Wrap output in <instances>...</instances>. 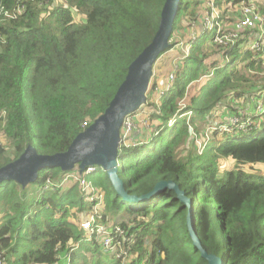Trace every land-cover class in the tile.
<instances>
[{
    "label": "trees",
    "instance_id": "obj_1",
    "mask_svg": "<svg viewBox=\"0 0 264 264\" xmlns=\"http://www.w3.org/2000/svg\"><path fill=\"white\" fill-rule=\"evenodd\" d=\"M54 1L0 0V139L6 141L0 145V167L16 159L27 145L38 154L65 151L103 113L128 65L152 40L165 0ZM199 3L180 0L169 46L158 57L167 54L158 78L180 57L171 38L176 31L187 37L184 26L180 29L182 18L189 21ZM5 11L15 16L7 17ZM207 39L209 34H204L178 61L175 80L158 108L152 100L155 82L148 85L139 110L152 108L146 115L149 130L131 132L128 142L120 136L117 174L129 196L145 195L156 183L173 181L191 200L194 233L206 253L222 259V264H264V174L243 167L264 164V128L253 138L242 137L248 132L224 133L199 155L188 140L190 150L178 153L189 126L198 132V121L208 122L207 116L229 91L238 97L257 82L243 70H261L252 53L236 48L230 63L196 81L213 66L208 58L214 50L203 46ZM181 99L185 107L178 111ZM187 111L193 114L189 119L176 117L168 125L174 115ZM92 167L87 179L103 193L104 214L124 211L134 218L133 226L120 223L137 232L131 251L141 253L129 264H210L193 245L186 223L188 207L174 189L166 187L140 201L123 200L105 171L99 165ZM71 171L44 167L25 186L13 180L0 182L4 212L0 251L6 264H58L78 241L71 264L82 256L79 250L89 242L70 217L74 212L87 213L94 202L81 194ZM66 176L64 187L43 189L47 177L59 183ZM93 244L86 247L91 254L100 249Z\"/></svg>",
    "mask_w": 264,
    "mask_h": 264
},
{
    "label": "built area",
    "instance_id": "obj_2",
    "mask_svg": "<svg viewBox=\"0 0 264 264\" xmlns=\"http://www.w3.org/2000/svg\"><path fill=\"white\" fill-rule=\"evenodd\" d=\"M262 7H264V0H200L196 14L187 21V29H185L187 37L183 40L180 39L177 43V48L181 52L180 57L173 60L172 68L164 77L158 78L155 66L152 68L149 84L155 82V95L152 99L154 103L158 105L161 96L171 88L178 69V61L188 56L191 47L199 42L204 34H209V39L205 41L203 46L214 50L208 58L210 65H213L211 69L224 66L230 61L233 49L239 48L244 52L252 53L256 62L261 63L260 68L264 72V16L261 12ZM3 14L7 17L15 16V12L5 11ZM215 62H217V66H214ZM260 82L258 80L250 85V89L238 97H234L235 91H229L226 99L213 109L214 115L218 107L230 108L235 105L234 111L228 115L224 124L214 125L213 120H209L206 127L207 133L197 143L194 136L189 138L190 141H193L196 154L199 155L203 152L214 133L215 135L218 133L222 135L224 133H247L261 126L264 122V83ZM178 105L179 108H184V99L180 100ZM148 109L146 107L142 113V110H138L124 117L120 129V136L123 141L131 140L128 138L131 132H138L142 127H148L146 121ZM187 115H191V111L187 112ZM173 121V119L170 120L169 125ZM83 126H87V123L84 122ZM196 133L193 132V134ZM189 134L190 136L192 134L191 127H189ZM92 170V166H87L81 174L70 175L78 183L79 190L86 199L94 202L92 209L85 214L86 217H83L82 214L84 213H81L78 222L79 228L85 233L83 240L98 245L104 252H108L115 262L129 264L141 253L140 250L135 253L131 251V247L137 239V232H131L129 228L110 220L102 212L103 193L87 179V175ZM67 180L68 176L56 183L51 177H47L43 189L57 188ZM69 244H72V240L69 241ZM78 247L79 241L65 255L66 264L72 263V251ZM0 264H6L1 251Z\"/></svg>",
    "mask_w": 264,
    "mask_h": 264
},
{
    "label": "water",
    "instance_id": "obj_3",
    "mask_svg": "<svg viewBox=\"0 0 264 264\" xmlns=\"http://www.w3.org/2000/svg\"><path fill=\"white\" fill-rule=\"evenodd\" d=\"M180 0H165L160 12L157 30L144 49L128 65L124 80L118 86L107 108L71 141L67 149L54 154H38L27 145L14 160L0 167V182L13 180L22 186L35 181L44 167H59L63 170L78 166L80 171L88 165H99L112 183L115 193L127 201H140L161 192L166 187L174 189L177 198L188 207L186 223L193 245L210 264H222V259L202 249L195 236L191 218V200L180 191L173 181H160L145 195L129 196L117 174L116 151L120 142V129L124 117L137 111L146 101V91L152 68L159 55L169 46L173 22Z\"/></svg>",
    "mask_w": 264,
    "mask_h": 264
},
{
    "label": "rangeland",
    "instance_id": "obj_4",
    "mask_svg": "<svg viewBox=\"0 0 264 264\" xmlns=\"http://www.w3.org/2000/svg\"><path fill=\"white\" fill-rule=\"evenodd\" d=\"M59 1V0H55V3ZM189 2L191 3H194V1L196 0H188ZM264 16V14H263ZM187 18L186 17H183L182 18V26L180 27V29L184 26L185 29H187ZM177 31L175 32V34L172 36L171 38V41H176L178 39H184L181 37V31L176 34ZM166 55L165 54L164 56H162L161 58L163 59H160L156 62L155 64V69H156V72L158 74L159 70H161L163 68V65L160 66V63L163 61V64L166 60ZM173 56V55H171ZM241 62V61H240ZM243 65V63H241ZM241 65V66H242ZM240 66V67H241ZM212 70V69H210ZM243 72L245 73V75L250 78V79H253L255 81H261L260 83H264V72H263V69L261 70H252V71H249V70H243ZM229 101V99H228ZM233 108H235V105H233L232 107L230 108H224V107H218L217 108V111L214 115V110L211 111V115L207 116V120H213V123L214 125H221V124H224L227 119H228V115H230V113L233 110ZM221 110V111H220ZM143 112V110L141 111V113ZM148 115V114H147ZM148 126H150L149 123H147ZM207 124L208 122H204L203 120H199L198 121V132L196 134H193V128L192 129V134L190 136V134H188V136H186V138L184 139V141L181 143V145L179 146V155H184L187 151L190 150V146H191V143H189V138L194 136L196 139H195V142L197 143L206 133H207ZM264 128L263 126L257 128V129H254V130H251L248 132L247 135H242V137H248V138H253L255 137L259 132L260 130ZM152 129V126L151 128ZM149 130V128H148ZM0 136H2L0 134ZM224 135H222L221 133H218V136H217V139H220V138H223ZM215 139V133L212 135L211 139L209 142H212L214 141ZM1 143L2 144H6V141L0 139ZM226 163L230 164L231 166L234 165V162H231V161H228V160H225ZM243 167L245 169H247L249 172L255 174H264V164L263 163H245L243 165ZM72 170V174H77L78 173V170L77 169H70ZM65 185V184H64ZM64 185L62 187H64ZM82 194V193H81ZM81 194L79 196H81ZM84 196V194H82ZM76 197V196H75ZM85 197V196H84ZM86 198V197H85ZM31 212H35V208L31 209ZM86 213L82 214L83 217H86L85 215ZM3 215H4V212L2 211L1 209V206H0V223H2V220H3ZM80 216L81 214H78L76 212H74V215H72L70 217V220L72 222H74L75 224H78L79 222V219H80ZM110 220L114 221V222H118V223H121L123 220L127 223L128 226H133L135 225V221H134V218L130 215H128L126 212L124 211H121L119 212L117 215L115 216H108ZM140 217H138L139 219ZM225 231V229H224ZM151 238H153V234L149 235L148 236V240L150 241ZM93 243H87L85 247H82L80 250H79V253L82 255L80 256L79 258H76V264H113L115 261L111 258V255L108 253V252H104L102 249H99L97 251V253L95 254H91V251L87 250V248L91 249L93 247ZM35 249V248H34ZM20 254V252H19ZM58 264H66V260L62 259L58 262Z\"/></svg>",
    "mask_w": 264,
    "mask_h": 264
},
{
    "label": "clouds",
    "instance_id": "obj_5",
    "mask_svg": "<svg viewBox=\"0 0 264 264\" xmlns=\"http://www.w3.org/2000/svg\"><path fill=\"white\" fill-rule=\"evenodd\" d=\"M59 1H60V0H59ZM54 3H55V1H54ZM179 40H180V39H178V40L175 41V42H176V48H177V43H178ZM182 40H183V39H182ZM231 58H232V57H231ZM230 61H231V59H230ZM230 61L227 62L226 64L230 63ZM155 64H156V63H155ZM155 64H154V65H155ZM226 64H225V65H226ZM225 65H224V66H225ZM224 66H222V67H224ZM222 67H215V68H218V69H219V68H222ZM211 68H212V67H211ZM209 72H210V73H209L208 75H204V76H201V77L203 78V77L211 76V75L213 74V72H214V69L210 70ZM202 78H201V79H202ZM199 79H200V78H199ZM199 79H197L196 81H199ZM201 79H200V80H201ZM186 93H187V91H186ZM181 100H182V99H181ZM159 103H160V102H159ZM159 103H158V105H156V104L154 103L155 106H156L157 108L160 106ZM178 103H179V102H178ZM144 104H145V103H144ZM144 104H143V105H144ZM143 105H142V106H143ZM178 107H179V105H178ZM145 108H146V107H145ZM182 109H183V108H182ZM138 110H139V109H138ZM138 110H137V111H138ZM151 110H152V108H149V109L147 110L146 115H147V114L149 113V111H151ZM180 110H181V108H179L178 111H180ZM187 112H189V111H187ZM187 112H184V113L179 114V115H174V116L172 117V119L175 120L176 117H182V116H186V118L189 119V117L192 116L193 114H192V111H191V115L188 116V115H187ZM129 114H130V113H129ZM127 115H128V114H127ZM146 117H147V116H146ZM172 119H170V120H172ZM170 120H169V121H170ZM146 121H147V119H146ZM122 122H123V121H122ZM173 122H174V121H173ZM147 123H148V121H147ZM149 124H150V123H149ZM172 124H173V123H172ZM172 124H171V125H172ZM168 125H169V122H168ZM169 126H170V125H169ZM261 126L264 127V125H262V124H261ZM261 126H260V127H261ZM189 127H191V126H189ZM189 127H188V129H189ZM147 128H149V126H148ZM191 128H192V127H191ZM188 133H189V130H188ZM217 136H218V134L215 135V139H217ZM209 141H210V140H209ZM1 145H3V144H1ZM88 166H92V165H88ZM77 167H78V166H77ZM77 167L74 166L73 169H74V168L77 169ZM86 167H87V166H86ZM86 167H85V168H86ZM85 168H84V169H85ZM79 170H80V169H79ZM61 187H62V186H61ZM102 206H103V201H102ZM102 212H103V211H102ZM103 213H104V212H103ZM77 249H78V248H77Z\"/></svg>",
    "mask_w": 264,
    "mask_h": 264
},
{
    "label": "crops",
    "instance_id": "obj_6",
    "mask_svg": "<svg viewBox=\"0 0 264 264\" xmlns=\"http://www.w3.org/2000/svg\"><path fill=\"white\" fill-rule=\"evenodd\" d=\"M89 251H91V250H89ZM74 262H76V258L74 259Z\"/></svg>",
    "mask_w": 264,
    "mask_h": 264
}]
</instances>
